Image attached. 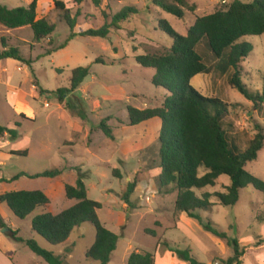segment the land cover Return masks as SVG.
Returning a JSON list of instances; mask_svg holds the SVG:
<instances>
[{
    "label": "rangeland",
    "instance_id": "rangeland-1",
    "mask_svg": "<svg viewBox=\"0 0 264 264\" xmlns=\"http://www.w3.org/2000/svg\"><path fill=\"white\" fill-rule=\"evenodd\" d=\"M32 1L0 0V5L10 9L28 8ZM55 1L63 2L71 17L79 12L77 30L100 28L105 22L104 14L114 16L124 7H136L139 13L122 24L121 30L113 29L108 39L79 36L65 49L48 56V51L60 48L72 33L65 12L56 9ZM154 1L84 0L78 5L73 0H40L37 18L46 19L56 27L54 34L41 42L35 41L30 28L9 30L0 24V53L4 51V39L9 48H19L22 58L31 62L30 65L14 59L0 62V125L17 130L19 135L16 140L8 135L7 142L0 141V180L6 181L0 185V194L41 190L51 201L48 208L38 209L26 220L18 219L6 204H0V214L8 230L4 234L0 229V264H48L25 242L9 239L6 236L9 231L18 232L23 241L36 240L43 249L60 257L63 264H100L86 258L96 240V230L90 223L74 230L69 240L59 246L50 245L32 229L33 218L43 211L56 215L74 204L66 198L65 186H74L79 172L84 176L88 197L102 204L98 211L100 221L119 237L110 264H128L130 253L135 251L154 254L158 264H186L167 252L163 244L175 250H190L200 264H216L232 258L233 248L226 240L206 231L209 225L225 233L229 240L236 239L246 246L257 237H264V223L256 220L264 212V193L253 187L241 192L234 207H223L214 198L216 205L212 210L200 213L202 224L196 221L202 230L222 241L224 249L220 246L212 249L210 243L184 223L177 229L180 220L174 209L176 194L158 193L155 175L161 171L158 138L162 123L156 119L132 126L128 108H160L168 93L153 85L155 70L140 66L136 57L162 55L171 49V38L159 30L160 19L186 35L196 17L213 14L233 0H182L183 19L166 14ZM243 41L253 46V52L242 63V82L251 93L263 94L264 35L247 36ZM217 65L218 62H211L210 73L195 77L192 86L202 96L218 98L229 106L223 124L231 141L245 149L251 141L250 133L254 132L252 116L258 113L264 117V106L256 113L254 104L230 86L233 69L228 68L222 74ZM78 67H89L90 76L75 94H67L65 102L60 103L58 91L70 89L72 70ZM11 102L23 103L34 115L16 117ZM68 104L84 111L87 119L79 118L77 111H69ZM104 121L112 129L113 139L98 128ZM23 150L28 151L26 157L11 155L13 151ZM52 170L62 173L54 179L23 176L12 181L21 174L35 176ZM247 170L256 175L263 173L264 150L258 163L248 164ZM133 182H137V187L128 206L123 196ZM230 185V178L223 176L215 188L198 194L226 193ZM148 191L151 202L147 201ZM149 230L155 231L157 237L148 235ZM164 253L167 255L161 259ZM246 259L247 264H264V249L249 248Z\"/></svg>",
    "mask_w": 264,
    "mask_h": 264
},
{
    "label": "trees",
    "instance_id": "trees-1",
    "mask_svg": "<svg viewBox=\"0 0 264 264\" xmlns=\"http://www.w3.org/2000/svg\"><path fill=\"white\" fill-rule=\"evenodd\" d=\"M39 1L33 0L28 8L10 9L0 5V24L9 30L30 28L36 42L50 38L56 27L46 19L37 18ZM73 1L80 5L84 0ZM154 4L166 14L178 19H183L185 16V4L182 0H155ZM55 7L65 12V21L72 33L60 48L48 51V56L65 49L79 36L108 39L113 29L121 30L122 24L139 13L136 7H124L114 16L104 14L105 22L100 28L77 30L79 12L75 17H71L70 10H67L60 1H55ZM159 30L171 38L173 43L171 49L162 55L137 56L136 62L143 68L155 70L152 83L156 88L167 91L168 96L160 108L139 110L129 107V121L132 126L154 119L161 121L162 128L158 138L161 173L156 178L158 193L176 194L174 204L176 215L186 214L190 219L202 224L200 213L210 211L214 207V198L223 207H234L240 201L241 192L248 187L264 193V182L247 170V165L257 161L259 153L264 149V126L255 121L254 138L245 149L239 148L231 141L223 124L229 106L218 98L202 96L192 86V80L196 76L210 73L211 62H218L217 69L222 74H225L228 68L233 69L230 86L252 102L256 111L261 110L264 106V92L251 93L242 82L241 74L242 63L253 52V46L243 39L247 36L264 35V0H254L251 3L233 0L229 6L213 14L196 17L194 25L188 29L186 35L179 34L165 19L159 20ZM3 48L0 62L14 59L24 64H31L30 61L22 58L19 48H9L4 39ZM89 76V67L72 70L70 89L58 91L59 102L64 103L67 94H75ZM37 86L39 87L38 83ZM40 94L42 96L44 91L41 90ZM67 109L75 113L77 111L71 104L67 105ZM77 116L84 121L87 119L82 110L77 111ZM98 128L109 138H114L112 129L105 121ZM5 135H9L12 140L19 137L17 130L0 125V138ZM11 155L26 157L28 151H13ZM201 171L204 174H201ZM61 173L60 170H52L35 176L21 174L12 181L23 176L54 179ZM113 173L115 176L118 175L116 171ZM223 176L231 180L226 193L198 194L199 191L215 188L218 180ZM5 182L0 180V185ZM136 187L137 182L129 184L123 196L128 206L131 204V197ZM65 196L74 204L56 215L43 211L35 216L32 221L33 232L50 245L59 246L69 240L74 230L90 223L96 230V240L87 251L86 258L100 264H110L119 237L106 229L100 221L98 211L102 209V204L88 197V189L82 173L79 172L74 186H65ZM50 203L48 196L41 190L0 194V204H6L20 220L28 219L38 209L48 208ZM256 220L264 223V212H260ZM5 227L6 224L0 214V229ZM205 229L219 239L226 240L228 246L234 250L232 258L222 260L218 264H243L246 247L236 239L229 240L225 233L218 232L211 225ZM147 233L154 238L157 237L155 231L149 230ZM6 236L16 242H25L34 254L48 264H63L60 257L43 249L36 240L23 241L18 237V232L12 231ZM163 245L167 252L176 255L179 260L187 264H200L192 257L190 250H175L167 244ZM261 245H264V239L258 238L256 246ZM128 264H156V258L150 252L135 251L130 255Z\"/></svg>",
    "mask_w": 264,
    "mask_h": 264
},
{
    "label": "crops",
    "instance_id": "crops-1",
    "mask_svg": "<svg viewBox=\"0 0 264 264\" xmlns=\"http://www.w3.org/2000/svg\"><path fill=\"white\" fill-rule=\"evenodd\" d=\"M194 22H195V20H194ZM194 22H193V25H194ZM187 31H188V30H187ZM198 76H199V75H198ZM196 77H197V76H196ZM194 79H195V78H194ZM198 86H200V83H199ZM249 104H250V102H249ZM11 105H12V108L14 109V112H15L16 117H17V116H21V115H23V114L26 115V116H28V117H30L31 115H34L32 109H31L30 107H27L26 105H23V103H21V102H16V103L11 102ZM255 112L257 113L256 110H255ZM252 118H253L255 121H258L260 124L264 123V117L258 115V113L255 114V115H253ZM154 120H156V119H154ZM158 120H159V119H158ZM152 121H153V120H152ZM152 121H149V122H146V123H150V122H152ZM161 125H162V124H161ZM161 128H162V126L160 127V130H161ZM7 136H8V135H5L4 137L0 138V141L3 140V141H5V142H7V141H8V140H7ZM253 138H254V133H250V140H252ZM263 150H264V149H263ZM263 150L259 153L258 160L260 159ZM258 160L255 161V162H252V163H258ZM254 165H256V164H254ZM160 173H161V171L157 172V174L155 175V177L157 178V177L159 176ZM250 173H251V172H250ZM252 174H253L254 176H256L257 178H259L260 180L264 181V171H263V173H262L261 175H260V174L256 175V174H254V173H252ZM219 180H220V179H219ZM219 180H218V181H219ZM217 184H218V182H217ZM226 188H227V187H226ZM215 205H216V204H215ZM215 205H214V206H215ZM211 210H212V209H211ZM211 210H210V211H211ZM207 212H209V211H207ZM200 216H201V215H200ZM201 217H202V216H201ZM179 220H180V221H177V223H178V227H177V229H179L180 225H182V224L184 223V224L190 226L191 229H192L193 231L196 230V233L200 234V235L202 236V238L204 239L205 242L210 243L209 246H210L211 248L214 247V246H215V247H216V246H220V247H222V249H224V247H226L222 241H220V240L214 238L213 236H211V235H210L208 232H206L205 230H202V229H203L202 226L197 225V224H196V221L190 219L186 214H182V215H180V216H179ZM214 224H215V225H218L217 223H214ZM258 238H260V239H264V237L259 236V237H257V240H256L254 243H252L251 245H249V246H246L244 243L240 242V243L242 244L243 247H246V248H247L246 255H245L244 258H243V264H247V262H246V260H247V259H246V256H247V254H248V249H249V248H252V249H254V250H258V251L264 249V245H261V246H258V247L256 246V243H257V241H258ZM204 247H205V249L207 250V247H206V246H204ZM130 248H132V247H130ZM212 249H213V248H212ZM132 253H133V252H132ZM132 253H130V255H131ZM130 255H129V256H130ZM166 255H167V253H164L163 256L161 257V259L165 258ZM171 257H172V256H171ZM175 258H177V257H175ZM218 259H222V258H218ZM222 260H224V259H222ZM184 263H185V262H184ZM156 264H158V263H157V259H156ZM186 264H187V263H186Z\"/></svg>",
    "mask_w": 264,
    "mask_h": 264
},
{
    "label": "built area",
    "instance_id": "built-area-1",
    "mask_svg": "<svg viewBox=\"0 0 264 264\" xmlns=\"http://www.w3.org/2000/svg\"><path fill=\"white\" fill-rule=\"evenodd\" d=\"M224 3H226V2H224ZM147 195H148L147 196V201L148 202H151V197H150V192L149 191L147 192ZM216 264H218V263H216Z\"/></svg>",
    "mask_w": 264,
    "mask_h": 264
},
{
    "label": "water",
    "instance_id": "water-1",
    "mask_svg": "<svg viewBox=\"0 0 264 264\" xmlns=\"http://www.w3.org/2000/svg\"><path fill=\"white\" fill-rule=\"evenodd\" d=\"M6 231H8V230H7V229H5V228H4V229H2V232H3L4 234H5V232H6Z\"/></svg>",
    "mask_w": 264,
    "mask_h": 264
}]
</instances>
